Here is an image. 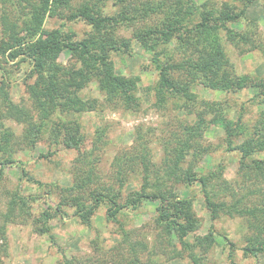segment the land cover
I'll list each match as a JSON object with an SVG mask.
<instances>
[{
  "label": "trees",
  "instance_id": "obj_1",
  "mask_svg": "<svg viewBox=\"0 0 264 264\" xmlns=\"http://www.w3.org/2000/svg\"><path fill=\"white\" fill-rule=\"evenodd\" d=\"M261 1L224 0L217 8L214 3L197 4L194 0H0V167L14 164L13 154L19 149L34 151L42 139L48 145L78 152L73 159L71 185H55L59 190L56 208L51 214L52 208L47 207L39 216L38 222L44 227L41 234L49 231L45 224L63 213L64 207L74 208L73 215L91 228L96 210L105 206L106 221L117 225L113 250L122 246L127 253L123 262L115 264L184 260L211 264L208 253L216 243L213 226L205 235H196L200 222L193 198L183 197L178 190L197 184L210 221L227 217L242 222L245 234L239 250L243 257L264 256V190L257 186L264 183V78L238 75L223 46L226 42L239 55L254 51L264 54V34L247 16V9ZM107 8L116 10L109 13ZM50 18L62 25L47 33L43 28ZM75 22L89 27L81 38L72 30L62 29L66 23ZM122 29L129 30L131 37L121 36ZM132 41L157 73L154 83L144 89L140 88L139 76L117 73L112 58L131 56ZM63 51L70 52L67 66L57 61ZM23 70L20 83L29 106L15 104L10 97L16 75ZM92 83L102 101L82 95ZM197 87L226 94L253 91L250 102L258 108L256 118L245 122L240 113L232 118L224 101L198 99L193 92ZM141 91L151 97L153 109L183 113L186 119L181 123L178 119L179 131L153 142L151 136L158 130L137 126L134 144L109 160L104 156L109 144L106 128L99 125L90 147L81 150L85 136L81 120H65L63 116L103 112L102 105L135 114L144 104ZM35 114L40 122L34 121ZM54 117L55 124L49 121ZM9 120L22 125L19 137L5 126ZM210 126L222 131L218 146L201 144ZM219 149L237 155L241 183L255 184V193L249 195L258 199L257 194H261L257 206L247 207L245 198L249 195L236 197L224 182L223 163L206 173L197 171L203 158ZM158 150L159 158L155 156ZM54 155L47 151L39 158ZM103 160L108 166L105 169ZM18 191L10 195L5 220H11L17 207L24 218L30 216L29 208L25 210L29 198ZM145 201L157 203L152 232H148L154 235L152 242L142 231L146 224L142 230H127L119 217L139 211ZM4 234L1 227L0 236ZM222 238L234 264V243L225 234ZM95 246L96 250L101 248ZM159 255L165 256L163 262ZM60 264L75 263L62 257Z\"/></svg>",
  "mask_w": 264,
  "mask_h": 264
},
{
  "label": "rangeland",
  "instance_id": "obj_2",
  "mask_svg": "<svg viewBox=\"0 0 264 264\" xmlns=\"http://www.w3.org/2000/svg\"><path fill=\"white\" fill-rule=\"evenodd\" d=\"M197 4L214 3L220 7L224 0H194ZM264 0L255 2L247 9V16L255 20L259 25V31L264 34ZM115 8H107L109 13H114ZM62 25L61 21L56 18L47 19L43 31L49 33L52 29ZM234 27L241 28V25L235 24ZM64 30H72L76 32L79 38L89 30L83 22L66 23ZM119 34L125 38L131 37L129 30H120ZM131 56L113 55L115 68L117 73L126 77L139 76L140 88L144 89L154 83L157 78L156 71L147 60V56L135 41H132ZM227 58L234 64L238 75L247 74L253 78H264V54L259 51L248 52L244 55H239L231 45L223 43ZM57 61L67 66L70 63V52L63 51L59 55ZM23 70L17 73V80L12 84L10 89V97L16 103H24L29 106L27 94L20 83L23 77ZM193 92L198 99L206 101H224L228 104V110L232 118L241 114L245 122L252 121L256 118L258 108L250 102L253 94L251 90H242L236 94H226L221 91H203L201 88H196ZM144 104L135 114H126L118 109H111L102 105L103 112H88L83 115L63 116L65 120L77 118L81 120L84 138L81 150H86L90 147L93 133L97 126L106 128V139L109 141L105 149V159L111 160L118 152L128 150L134 144L133 132L137 126L156 128V132L151 136L153 142H157L170 132L180 130V123L186 118L183 113L161 112L152 108L151 97H146L141 91ZM82 95L88 97L99 98L95 84L92 83L86 88ZM102 101V100H101ZM180 120V123L178 121ZM34 121L40 122L37 114L34 115ZM51 122L57 123L54 117ZM52 125V124H51ZM5 126L12 129L15 136H20L23 130L22 125L14 121H6ZM54 125H52V128ZM223 138L220 128L210 126L203 134L201 144H209L218 146ZM157 149V145L153 143ZM47 151H53L54 156L49 158H39V155H45ZM157 158L161 157V152H155ZM78 155V152L73 149H66L62 146L52 145L43 139L37 144L34 151L27 149H19L13 154L15 163L1 168L3 175L0 176V228L3 227L4 236H0V264H60L63 258L73 259L75 264H115L117 261L123 262L124 255H127L123 247L118 250H113L116 245L117 225L106 221V208L101 206L98 208L92 217V227L87 228L82 225L79 220L73 215L74 208L64 207L63 213L55 214L52 219H49L45 224L49 228L47 233L41 234L44 228L42 221L38 222L40 214L51 207L49 212L52 214L58 203V192L55 185L66 187L72 183V167L73 159ZM1 158V157H0ZM218 163H223L225 170L222 179L234 191L236 197L241 195H249L255 193V184L248 183L243 185L238 173V157L233 153H225L222 149L215 151L212 155L203 158L197 171L206 173ZM103 169L107 168V164L103 160ZM105 167V168H104ZM38 182V183H37ZM258 187L263 188L264 183L260 182ZM180 194L183 197L193 198V209L199 219L200 227L196 235H205L210 226H213L215 231L216 243L208 253L209 262L211 264H231L228 258L230 248L226 246L222 235L225 234L234 243L232 252V260L234 264H264V256H259L258 259L244 258L239 248L242 245V236L245 234V228L242 222L238 219H230L220 217L216 221H210L209 212L204 207L203 198L199 192L197 184H194L189 190H181ZM19 190V194L23 197H28L27 208L30 216L24 218L15 208V215L11 220H5L4 215L8 207V202L11 198V193ZM128 191L125 190V193ZM257 194V193H256ZM257 199L254 195H249L245 198L247 207L257 206L261 200V194ZM157 203L145 201L139 211L129 213L127 217L120 215V221L124 224L127 230L130 228L141 229L146 234L148 242L154 240V235L148 234L152 232L151 220L155 215ZM140 232L143 233V232ZM138 232V231H137ZM97 244L100 249L96 250ZM169 249V248H168ZM118 251V252H116ZM165 256L159 255V260L163 262ZM170 264H190L188 260L174 261Z\"/></svg>",
  "mask_w": 264,
  "mask_h": 264
}]
</instances>
